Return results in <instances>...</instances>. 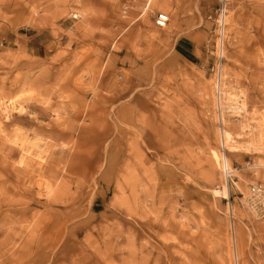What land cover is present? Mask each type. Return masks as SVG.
<instances>
[{
  "label": "rangeland",
  "instance_id": "1",
  "mask_svg": "<svg viewBox=\"0 0 264 264\" xmlns=\"http://www.w3.org/2000/svg\"><path fill=\"white\" fill-rule=\"evenodd\" d=\"M214 6L0 0V264H264V0H228L222 121Z\"/></svg>",
  "mask_w": 264,
  "mask_h": 264
},
{
  "label": "built area",
  "instance_id": "2",
  "mask_svg": "<svg viewBox=\"0 0 264 264\" xmlns=\"http://www.w3.org/2000/svg\"><path fill=\"white\" fill-rule=\"evenodd\" d=\"M215 6L211 10L208 20L211 23L209 30L210 38L207 40L206 54L208 55L209 72L213 80L215 92V111L222 121V100L224 99L223 89V62L225 49V19L227 16L228 0H214ZM169 23V16L165 13H156L154 25L156 28L164 29ZM228 175V173H226ZM247 203L250 208L264 216V187L254 185L249 188Z\"/></svg>",
  "mask_w": 264,
  "mask_h": 264
},
{
  "label": "bare ground",
  "instance_id": "3",
  "mask_svg": "<svg viewBox=\"0 0 264 264\" xmlns=\"http://www.w3.org/2000/svg\"><path fill=\"white\" fill-rule=\"evenodd\" d=\"M12 103V102H11ZM11 105H13L14 106V104H11ZM16 108V107H15ZM14 108V109H15ZM22 110V109H21ZM220 138V137H219ZM221 138H222V136H221ZM224 143H225V141H224ZM226 167V170H227V166H225ZM225 172H227V171H225ZM228 173V172H227Z\"/></svg>",
  "mask_w": 264,
  "mask_h": 264
}]
</instances>
